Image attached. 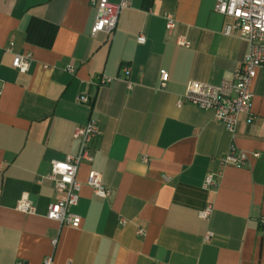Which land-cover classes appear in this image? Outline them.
Here are the masks:
<instances>
[{"label":"crops","instance_id":"crops-1","mask_svg":"<svg viewBox=\"0 0 264 264\" xmlns=\"http://www.w3.org/2000/svg\"><path fill=\"white\" fill-rule=\"evenodd\" d=\"M214 4L131 0L115 31L92 39L90 0H0V264L46 256L53 264H264V68L251 87L255 120L241 115L234 136L211 112L177 106L188 82L220 84L248 51L243 39L223 35L230 20ZM163 13L176 19L171 36ZM25 53L33 61L19 74L13 54ZM100 76L112 81L98 85ZM82 94L91 106L77 103ZM89 120L100 135L76 174L82 187L71 211L81 224L62 227L46 218L56 194L45 176L52 161L79 153L74 132ZM230 146L249 154L245 166L221 165ZM92 170L107 199L86 185ZM208 174L216 185L205 189ZM22 196L35 214L15 209ZM207 206L209 217L199 218Z\"/></svg>","mask_w":264,"mask_h":264},{"label":"built area","instance_id":"built-area-1","mask_svg":"<svg viewBox=\"0 0 264 264\" xmlns=\"http://www.w3.org/2000/svg\"><path fill=\"white\" fill-rule=\"evenodd\" d=\"M116 1L117 3H111L109 0H90V5L95 9L90 33L92 39H96L99 34H112L116 29L120 13L131 4V0ZM214 11L230 20L223 27V35L243 39L248 45V51L232 77L223 79L220 84L212 86L188 82L184 95L177 101V106L189 104L200 110L211 112L213 119L234 136L241 115L247 117L248 123L255 120V116L251 113V87L257 71L264 68V0H215ZM162 18L165 31L168 36H171L177 27L176 19L171 13H163ZM136 41L138 44H144L145 38L141 35ZM174 43L179 47H190L189 42L183 37H176ZM13 47L14 44L9 43L5 52L12 53ZM32 61L31 53L13 54L11 66L19 74H26ZM67 71L73 72L71 68H67ZM122 71L127 76L129 69L124 67ZM167 80L168 74L161 70L159 72L160 89L165 87ZM111 81L112 79L107 76H100L98 85H106ZM76 101L78 104L91 106L93 100L90 96L82 94ZM99 135L100 129L97 122L89 120L85 125L76 128L74 132L73 137L80 140L79 153L76 156H66L62 161L50 163V170L45 178L53 183L56 199L48 206L46 218L62 227L77 229L81 224V217L71 211L78 205L82 187L76 179V174L82 162L92 161L89 144ZM251 156L258 158L259 154H251ZM248 159L249 154L238 150L235 146H230L228 152L221 158V165L239 168L245 166ZM86 185L99 198L107 199L110 196V190L103 185L102 174L96 171L92 170L88 173ZM215 185L213 176L208 174L203 187L208 189ZM15 209L23 214H35V208L27 196H22L18 200ZM211 209V206H207L199 212V218L207 219ZM138 235L144 234L138 231ZM210 237L211 233H208L205 239ZM56 244L57 240L51 242L52 247ZM41 264H53V257H44Z\"/></svg>","mask_w":264,"mask_h":264}]
</instances>
